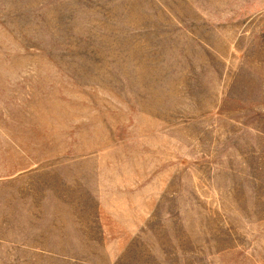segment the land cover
Wrapping results in <instances>:
<instances>
[{
    "label": "rangeland",
    "instance_id": "obj_1",
    "mask_svg": "<svg viewBox=\"0 0 264 264\" xmlns=\"http://www.w3.org/2000/svg\"><path fill=\"white\" fill-rule=\"evenodd\" d=\"M0 264H264V0H0Z\"/></svg>",
    "mask_w": 264,
    "mask_h": 264
}]
</instances>
